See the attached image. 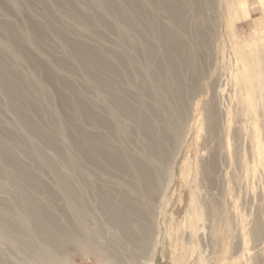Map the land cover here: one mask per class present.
I'll return each mask as SVG.
<instances>
[{
    "label": "rangeland",
    "instance_id": "rangeland-1",
    "mask_svg": "<svg viewBox=\"0 0 264 264\" xmlns=\"http://www.w3.org/2000/svg\"><path fill=\"white\" fill-rule=\"evenodd\" d=\"M142 1L144 0H136ZM244 1L248 4L250 16L246 21L239 22L240 41L261 39L264 37V8L259 0H240L239 3ZM115 2L129 15L134 14L129 0ZM179 2L183 4L184 12L182 18H174L173 22H170L162 9L161 0L149 1L147 6L144 5L145 17L138 18L141 32L148 23V18H154L161 27L174 35L185 34L194 38L199 32H205L211 39L210 46L192 44L197 63L199 62L197 68L204 69V74L195 77L194 82L188 79L190 86L187 90L193 89L197 96L194 101L197 118L194 120L195 116L191 115L190 106L181 115L185 117L184 125L187 127L186 130H181L179 155L177 154L178 157L176 156L171 167H165L166 185L162 195L154 193L150 196L156 208V216L149 238L133 241L120 227L113 225L99 206V198H96L98 196L84 184L80 170L71 168L64 157L54 154L44 141L37 138V146L51 157L54 166L78 192L84 193L81 209L68 202L65 191L54 178L53 171L40 162L37 153L28 154L16 147L15 156L19 163L28 168L30 173H34L37 182L46 188L35 190L28 187L20 177L14 181L6 174L0 173V264H264L262 244L256 242L252 235V222L257 217L254 209L258 200L250 199L243 192L241 199L239 198L242 214L249 220H246L248 225L246 223L245 230H248L246 238L249 239L250 245L244 246V239L238 238V229L232 221V212H229L231 203L224 194L225 184L216 174L212 176V172L207 169L213 155H218V159L221 157L219 153L221 154L223 143L208 125L209 106L217 99L218 87H226L234 103L239 84L246 82L242 75L243 62L230 42V21L236 16V12H241L240 5L232 0ZM104 13V19L110 27H105L98 21L100 11L94 0H0V24L6 23V26L9 25L16 33L14 42L11 43L8 31L0 27V56L6 70L9 69L11 74L30 84L33 94L29 101L37 108H34L31 114L43 129L48 128L49 108L53 106L58 116L64 113V109H61L65 95L63 78H71L76 84L93 89V85L83 75L70 73L80 65L70 44L78 42L96 46L101 38L107 37L110 39L108 46L112 48L113 41L117 38L112 7L107 6ZM41 29L45 30L46 38L42 36H45L44 31L43 34L39 32ZM140 35L142 33H135L132 37L136 39ZM155 38L148 37L153 46H156ZM262 47L264 55V42ZM214 81L217 84L212 91L211 85ZM193 91L190 90V96ZM43 102L44 104H41ZM262 105L264 110V104ZM204 117L205 124L199 137L194 126L197 125V120ZM191 127L193 130L189 134ZM5 137L17 142H27L31 139L30 132L0 82V139ZM135 138V144L142 146L140 138ZM218 161L219 164L223 162L222 157ZM128 180L126 183L129 185L131 181ZM97 182L96 185L102 183L100 179H97ZM16 183L25 185V191L34 197L35 201L54 211L60 227L59 244L48 243L43 238L44 235L36 232L33 226L31 228V225H34L33 220L21 202L22 194ZM108 185L116 189L114 182ZM50 192L58 203L53 210ZM131 193L137 196L136 192ZM6 222L14 228H4L1 223ZM104 247L108 249L104 251Z\"/></svg>",
    "mask_w": 264,
    "mask_h": 264
},
{
    "label": "bare ground",
    "instance_id": "bare-ground-1",
    "mask_svg": "<svg viewBox=\"0 0 264 264\" xmlns=\"http://www.w3.org/2000/svg\"><path fill=\"white\" fill-rule=\"evenodd\" d=\"M149 1L151 0H129L130 6L134 8V14L131 16L115 0H94L100 11L98 21L105 27H110L104 19L105 9L107 6L112 7L117 38L113 41L112 48L108 46L110 39L107 37L101 38L96 46L71 42L70 46L80 65L70 73L83 75L93 85V89L76 84L71 78H63L65 95L63 94L61 109H64V113L58 116L53 106L49 108L46 130L31 114L35 106L29 101L33 94L30 84L11 74L9 69L6 70L0 56V82L31 135L27 142H17L8 137L0 139V173L6 174L14 181L20 177L28 187L35 190H45L46 187L35 179V174L30 173L15 156L16 147L28 154L37 153L40 162L53 171L54 178L65 191L68 202L81 209L84 193L78 192L54 166L51 157L37 146L35 139H41L54 154L64 157L71 168L80 170L86 187L98 196L95 197L99 198V206L104 210L105 216L133 241H144L150 236L151 225L156 216V208L150 196L154 193L162 195L166 185L165 167H171L180 152L181 130H186L187 127L184 125L185 117L181 115L190 106L191 115L195 116L194 120L197 118L194 106L197 96L189 87L188 89L193 91L190 96V90H187L190 86L188 79L194 82L195 77L204 74V69L197 68L199 62L197 63L192 44L210 46L211 40L205 32H199L194 38L185 34L174 35L161 27L154 18H148L149 21L141 32L138 18L145 17L144 5L147 6ZM239 1L232 0L238 3ZM259 1L264 8V0ZM161 3L170 22H173L174 18H182L184 9L179 0H161ZM239 5L241 12H236V16L230 21V42L243 62L242 75L246 82L239 84L234 103L228 89L218 87L217 99L209 106L208 125L223 141L221 154L219 153L223 162L219 164L221 157L218 159V155H213L207 169L212 172V176L216 174L225 184L224 194L231 203L229 212H232V221L238 229V238L244 239V246L249 243L246 238L247 229L245 230L247 219L244 218V213L242 214L239 198L241 199L243 192L250 199L258 200L254 209L257 217L252 222V235L264 249V110L261 107L264 104V37L240 41L239 22L246 21L250 11L247 2ZM184 25L186 27L187 23ZM0 27L8 31L11 43L14 42V29L6 26V23L0 24ZM43 31L45 33V30H39L42 34ZM135 33L142 35L133 39L132 35ZM42 36L47 37L46 33ZM150 36L156 37V46L149 42ZM218 76L221 78L220 74ZM214 82L211 85L212 91L217 84ZM196 124L194 127L197 128L199 136L205 124V117L197 120ZM192 130L193 127L189 134ZM135 136L140 138L142 146L135 144ZM97 179L102 183L96 185ZM127 179L131 181L129 185L126 183ZM110 182H114L116 189L110 188ZM16 186L22 194L21 202L33 220L34 225H31V228L33 226L36 232L44 235L43 238L48 243L59 244L60 227L54 211L35 201L34 197L25 191V185L16 183ZM131 191L136 192L137 196H133L135 194ZM49 195L53 210L58 203L51 192ZM1 224L6 229L13 227L7 222ZM105 249L108 248L104 247V251Z\"/></svg>",
    "mask_w": 264,
    "mask_h": 264
}]
</instances>
